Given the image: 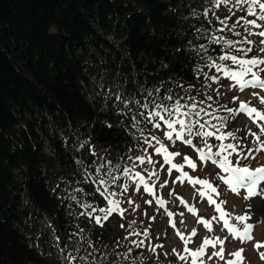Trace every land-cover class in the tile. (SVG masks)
I'll list each match as a JSON object with an SVG mask.
<instances>
[{"label": "trees", "instance_id": "16d2710c", "mask_svg": "<svg viewBox=\"0 0 264 264\" xmlns=\"http://www.w3.org/2000/svg\"><path fill=\"white\" fill-rule=\"evenodd\" d=\"M210 7L209 0H0V264H65L68 253L73 264H160L157 251L136 247L133 230L123 240L109 239L81 208L103 216L106 194L116 200L126 193L122 170L133 162L129 157L154 151L150 138L163 125L154 128L138 115L141 133L128 109L147 111L131 103L124 108L112 93L143 103L163 83L204 101L207 112L229 116L224 106L232 108V100L219 90V72L206 64L239 68L219 57H254L213 38L249 41L242 21L240 35L231 29L240 17H256L221 5L214 11L234 13L225 26L214 11L203 15ZM199 46L206 50L198 54ZM234 115L225 131L237 132ZM179 143L167 139L165 148L178 150ZM208 143L215 152L219 141ZM229 158L235 165L238 158ZM108 161L116 168L101 167ZM108 171L117 179L100 185L97 178L109 179ZM146 237L148 249L159 241Z\"/></svg>", "mask_w": 264, "mask_h": 264}, {"label": "rangeland", "instance_id": "374dc122", "mask_svg": "<svg viewBox=\"0 0 264 264\" xmlns=\"http://www.w3.org/2000/svg\"><path fill=\"white\" fill-rule=\"evenodd\" d=\"M230 13L228 9H216L213 16L217 21L228 19L233 22L232 16L234 14ZM258 23L264 25V21H258ZM260 31H264V27L252 28V33ZM262 39L264 37L259 35H250L249 41L252 43L247 48H251V51L248 52L247 57L264 59V52H261V48H264V45L261 44ZM227 68L233 71L240 70L237 67ZM259 74L261 78H264V72ZM249 78L246 77V79ZM217 82L220 92L225 95L228 94L232 100L231 107L233 109L238 110L240 103L246 102L258 110H264V105H261L258 99V97H264V90L249 87L241 91L239 85L223 73H219ZM254 92L257 95H253ZM234 97L238 99L234 100ZM254 116L255 114H253V118H249L244 113L234 115L237 134L243 137L244 145L251 146L250 148H255L256 145L253 143L254 137L249 135V132L260 135L257 125H264V121L254 119ZM166 131H168L166 126L162 125L161 130L154 134L164 147L167 144ZM187 139L189 138L185 136V140ZM177 140L181 143H179L180 148L170 151L173 154L171 163L165 161L163 152L157 153L150 148L144 153V163L135 162L133 172L130 174L133 178L129 179L124 176L123 186L124 189L127 188V191L122 197L114 200L119 201V209L122 210V214L120 211H114L105 220L103 219L104 213H101L103 216H100L99 213L97 215L91 211L86 212L84 208H81L82 213L89 217L88 222L109 239L123 240L128 231L135 230V233H139V235L135 234L136 242H144L143 247L147 250L145 251L147 254H154L157 251V257L156 255L155 257L160 264H192L190 253L198 251L206 238L215 241L217 237L224 241V260L219 258L208 259L215 251L220 250V244H217L215 248L211 246L205 248V255L202 258L204 264H225V261L235 259L231 254L240 249H243L240 264H264V259L261 258V255L264 254V196L258 194L252 198H247L245 189H240L238 194L231 192L229 187L219 179L220 176L227 178L229 174L224 173L210 160L201 161L199 159L197 149L202 148L203 143L193 142L192 145H189L184 140ZM261 141H264V135H261ZM157 147H159L158 144L154 145V148ZM252 155L255 157L254 159L249 157L245 162L239 163V166H246L251 170L264 167V151L253 152ZM147 156L152 161V169L147 167L149 165L146 162ZM185 158L191 159L197 167L192 169ZM173 163L178 168H182V171L187 175L181 176V171L171 167ZM132 165L133 162L128 167H132ZM136 172L140 173L144 182L152 189L151 193L145 191L144 184H141L139 179L135 177ZM197 178L206 180L217 188L220 195L213 194L214 204L208 202L207 195H200V191H206V189H202L201 185L192 182ZM260 188L264 189V182L261 183ZM161 201L163 203H160ZM217 204H220L223 210L229 214L225 219L229 220L230 226L243 227L236 221L235 217L237 216L247 214L251 218L246 221V223L251 221L250 223L253 224L251 241L242 243L224 227L223 220L219 219V213L216 212ZM253 205H256L257 209H251L254 207ZM108 207L111 205L103 204V208ZM253 214L255 217H252ZM201 216L209 219L210 224L207 228L201 222ZM213 216L218 219L212 220ZM95 217L102 218L100 224L96 223ZM147 235L159 240L150 249L147 247L149 242ZM180 236H183L184 240ZM257 244L262 246L257 249ZM160 245L162 247H159ZM185 247L189 250L188 252H185ZM177 253L186 256L187 260H180ZM197 264H200L199 258Z\"/></svg>", "mask_w": 264, "mask_h": 264}, {"label": "snow or ice", "instance_id": "6c2138e0", "mask_svg": "<svg viewBox=\"0 0 264 264\" xmlns=\"http://www.w3.org/2000/svg\"><path fill=\"white\" fill-rule=\"evenodd\" d=\"M211 4L210 8H206L203 12L204 16L208 15L209 11H214L215 8H219L221 5L231 6L232 8L238 10H246L248 16H255L256 19L248 20L246 17H240L236 25H233L231 31L235 32L237 26L240 25L241 21L245 27V31L249 34L259 35L264 37V31H260L258 33H252L250 31L251 28H262L264 25L257 23V20L264 21V0H209ZM234 14V13H233ZM221 25H227V19L220 20ZM224 29H220L223 31ZM201 31L200 29L197 30ZM236 35H240L239 32H235ZM214 43H223L227 46L228 50H235L237 52H241L244 56H247L248 52L251 51V48H237V44H251V41L243 40L234 42L230 39H224L223 37H214ZM261 44L264 45V39L261 40ZM206 49L203 46H199L198 54L200 51H205ZM179 51V49H177ZM261 52H264V48H261ZM220 60L223 61H231L232 64L237 65L240 70L233 71L230 68L225 67L222 64H216L213 62L212 64H206L207 67H214L217 72L223 73L225 76L229 77L232 81H235L241 91L246 88L260 89L264 90V78H261L260 72H264V59L254 57V58H239L237 55H222L219 57ZM246 77H250L246 79ZM211 79L216 80L217 77L213 76ZM176 88L184 89V85L180 82H176ZM163 90V92H162ZM115 96L117 101L123 103L124 108H128V105L134 104L139 108L147 111V115L145 116L144 111H132V109H128L132 112V120L133 127L139 129V121L136 120V117L142 116L146 121L153 124L154 128H161V122L166 126L167 130L165 132L166 138L171 141L173 139V135L177 139L184 140L185 143L192 145L193 141L191 137L196 136L199 137L203 143L202 148H198L197 152L199 153V159L201 161L210 160L213 164L217 165L224 173L229 174L227 178L225 176H220L219 179L226 184L231 192L239 193L240 189H245L247 192V198H252L256 195L264 196V189L260 188L262 182H264V167H258L255 170H251L246 166H239V162L241 160H248L249 157L255 158L252 154L253 152L264 151V141H261V135H264V125L258 124L259 133L249 132V135L254 137L253 143L256 145L255 148H247L246 145L240 143L241 139L236 131H225L226 125L228 123L229 117L233 114L244 113L249 118H253V114H255L254 119H258L260 121H264V110H258L254 106H250V103L241 102L239 105V109L227 108L225 107V111L229 113V116H219L217 117L214 113H209L205 110L204 107H201L204 101H196L195 97L190 95H181L180 93L175 92L172 88H165L164 84L154 86L152 90L148 91V96L145 97L143 103L139 100H136L134 97H121L119 91L112 93ZM253 95H257V93H253ZM148 97H151L149 100ZM159 97V99H157ZM208 100H211L212 97H208ZM238 99V98H233ZM261 105H264V97H258ZM183 100H190L192 103H182ZM151 105V107H149ZM211 107V105H209ZM211 117L212 119H206V117ZM212 120H217L218 123H213ZM203 121V122H201ZM177 125L179 126L177 128ZM110 126V125H109ZM141 133H143V129H139ZM188 136L189 139L185 140V136ZM215 137L219 143L216 144V151L213 152V146L208 143V138ZM151 140H154L159 147L155 148L157 153H164V159L166 162L171 163L172 153L168 152L167 148L160 142L157 137H151ZM229 140L232 142L224 143L223 141ZM144 143H150L149 138L146 136L144 138ZM206 149V150H205ZM143 151V150H142ZM235 155L238 159L236 164H233V161L229 158L230 156ZM218 158V159H217ZM130 160L133 161L132 167L125 166L122 170V174L129 179H132L133 168L135 167V162L139 161L140 163H144V157H129ZM187 164L195 169L197 167L196 163H193L191 159L185 158ZM149 163H152L151 159L148 160ZM101 167H108L110 169H115L116 165H113L111 161H108L106 164H102ZM173 169H177L181 171V176H186L187 173L182 171V168H178L176 164H171ZM99 172V168L97 169ZM155 174V173H152ZM106 176L109 179H105L103 176L98 177V183L100 185H106L109 183H114L117 179V176L113 175L112 171H108ZM135 177L139 179L141 184H144L145 191L152 192V189L148 187V185L144 182V178L140 175L139 172L135 173ZM191 180V178H189ZM194 184H199L202 186V189H206L200 191V195H207L208 202L210 204H214L215 200L212 198L213 194L219 196L217 188L214 187L211 183L203 179H195L192 181ZM127 191V188H125ZM109 195H115V193L106 194L105 198L108 200V204L111 207L108 208H100L99 211L104 213L103 219H107L108 216L114 211H120L122 214V210L119 209V201H114L108 199ZM160 203H163L161 201ZM223 203V202H222ZM85 207H92V205H86ZM97 211V209L93 208V213ZM216 212L219 213V219L223 220L224 227L228 229V231L237 239H239L242 243H246L252 240V229L253 224L246 223V221L250 218L247 214L243 216L235 217L236 221L243 225L242 228H237L229 225V220L225 219L229 214L225 212L220 204L216 205ZM91 215V214H90ZM171 215V213H169ZM218 219L216 216L212 217V220ZM96 223L100 224L101 217H95ZM204 226L207 228L210 224L208 220L201 221ZM102 226V225H101ZM123 226V225H121ZM133 234L139 235V233H135L133 230ZM195 234V233H193ZM182 240H184L183 236H180ZM136 244V247L143 246V241L133 242ZM187 243V242H185ZM223 243L219 237L215 238V241L212 239H205L203 241V246L196 252H191L190 255L192 257V264H197V259H200V264H204L203 256L205 255V248L211 246L215 248L217 244H220V250L215 251L212 256L208 259L211 260L213 258H219L220 260H224V249ZM262 245L257 244L256 248L259 249ZM159 247H162L160 245ZM175 251V250H174ZM189 250L185 247V252ZM243 249L232 253L231 255L235 257L233 260L225 261V264H240L242 260ZM178 257L182 261H186L187 257L183 255H179ZM261 258L264 259V254L261 255ZM75 257L68 253L65 255V264H73Z\"/></svg>", "mask_w": 264, "mask_h": 264}, {"label": "bare ground", "instance_id": "6f19581e", "mask_svg": "<svg viewBox=\"0 0 264 264\" xmlns=\"http://www.w3.org/2000/svg\"><path fill=\"white\" fill-rule=\"evenodd\" d=\"M253 206H254V207H253ZM253 206H252L253 208H251V209H253V210L257 209V206H256V205H253ZM252 217H255V215L253 214ZM250 219H251V218H250ZM250 222H251V221H250ZM250 222H249V223H250Z\"/></svg>", "mask_w": 264, "mask_h": 264}, {"label": "water", "instance_id": "95a60500", "mask_svg": "<svg viewBox=\"0 0 264 264\" xmlns=\"http://www.w3.org/2000/svg\"><path fill=\"white\" fill-rule=\"evenodd\" d=\"M202 220H208L206 217H202ZM209 221V220H208Z\"/></svg>", "mask_w": 264, "mask_h": 264}]
</instances>
